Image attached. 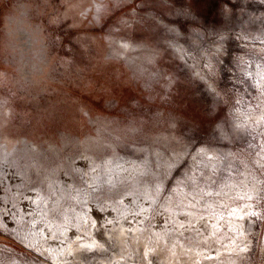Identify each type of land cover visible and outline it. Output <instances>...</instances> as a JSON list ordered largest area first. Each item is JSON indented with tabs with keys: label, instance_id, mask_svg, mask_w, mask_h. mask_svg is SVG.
I'll use <instances>...</instances> for the list:
<instances>
[{
	"label": "rangeland",
	"instance_id": "rangeland-1",
	"mask_svg": "<svg viewBox=\"0 0 264 264\" xmlns=\"http://www.w3.org/2000/svg\"><path fill=\"white\" fill-rule=\"evenodd\" d=\"M262 196L261 0H0V264H264Z\"/></svg>",
	"mask_w": 264,
	"mask_h": 264
},
{
	"label": "snow or ice",
	"instance_id": "snow-or-ice-1",
	"mask_svg": "<svg viewBox=\"0 0 264 264\" xmlns=\"http://www.w3.org/2000/svg\"><path fill=\"white\" fill-rule=\"evenodd\" d=\"M262 3H264V0H261ZM228 62L231 63V53H229V59ZM254 139V137H253ZM262 199H264V196H262ZM261 215H264V213H261ZM255 217V216H254Z\"/></svg>",
	"mask_w": 264,
	"mask_h": 264
}]
</instances>
